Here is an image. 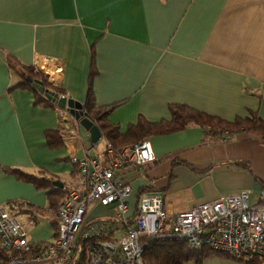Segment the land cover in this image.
<instances>
[{
    "label": "crops",
    "instance_id": "0c3cea01",
    "mask_svg": "<svg viewBox=\"0 0 264 264\" xmlns=\"http://www.w3.org/2000/svg\"><path fill=\"white\" fill-rule=\"evenodd\" d=\"M92 45L97 104L125 100L110 116L122 130L140 114L170 119L172 102L230 121L248 109L264 119V0H0V204L42 202L39 190L3 167L46 169L70 186L77 180L71 157H82L92 142L83 127L81 138L67 131L60 110L35 106L32 92L9 91L19 81L9 57L62 64L58 87L84 103ZM48 129L69 135L63 147L49 148ZM206 138L197 126L149 137L156 160L127 173L136 199L141 188L160 191L174 212L241 190L257 202L263 188L254 175L264 181V138L248 132L226 142ZM241 160L251 172L234 163ZM52 235L46 219L31 229L35 242ZM203 264L246 263L213 256Z\"/></svg>",
    "mask_w": 264,
    "mask_h": 264
},
{
    "label": "built area",
    "instance_id": "2783aa9c",
    "mask_svg": "<svg viewBox=\"0 0 264 264\" xmlns=\"http://www.w3.org/2000/svg\"><path fill=\"white\" fill-rule=\"evenodd\" d=\"M51 60L43 57L39 68L58 86L64 66L55 62L52 68ZM60 112L71 125L67 131L81 138L79 120L67 109ZM206 136L226 142L233 133ZM104 141L100 152L94 151L99 142L92 141L82 157L72 155L79 175L57 209L56 237L34 243L31 229L43 218L0 204V254L6 253L0 264H146L150 238L184 240L191 248L207 246L235 259L264 261V190L257 202L241 190L180 212L169 208L160 191L144 192L131 213L129 168L155 161L156 154L149 138L123 149ZM91 205L106 211L93 216Z\"/></svg>",
    "mask_w": 264,
    "mask_h": 264
},
{
    "label": "trees",
    "instance_id": "16d2710c",
    "mask_svg": "<svg viewBox=\"0 0 264 264\" xmlns=\"http://www.w3.org/2000/svg\"><path fill=\"white\" fill-rule=\"evenodd\" d=\"M91 56L87 96L83 103L85 115L99 126L103 133L104 140L111 142L116 149L132 146L153 135L171 134L192 126L203 128L206 135L230 131L233 134L248 132L264 138V119L256 110L248 109L247 116H237L234 120L230 121L220 116L198 110L189 104L176 102L168 104L171 114L170 119L154 122L147 119L143 114H140L136 123H130L125 130H122L119 124L111 121L110 116L116 108L125 102V100L104 106L97 104L93 83L99 71L96 65V50L94 45L91 47ZM8 62L19 77L17 84L9 88V91L20 89L32 92L35 106L45 109L52 108L60 110L57 103L47 99L44 93L40 92L39 87H36L34 83H39V85H42L45 89L55 91L59 95H65L71 98L64 89L51 83L38 65L24 64L13 56L9 57ZM45 138L50 149H57L64 146L69 135L63 133L61 129H48L45 131ZM176 163L186 164L193 168L190 163L183 160H178ZM234 163L248 169L250 172L252 171L250 163L247 161L241 160ZM74 166L75 169L72 172V176L77 178L79 175V166L78 164H74ZM3 168L7 173L15 176L18 180L30 183L37 190L46 192L48 211L52 213V216L47 221L53 228V235L51 238L56 237L58 229L56 212L68 195V185L63 182L64 185L62 187H57L54 183L61 181L60 176L46 169H41L37 173H32L15 167ZM254 177L264 190V181L256 175H254ZM145 190L144 188L140 189L138 198ZM262 202H264V200ZM7 205L10 209L19 210L21 213H34L36 211L45 212V209H47L46 207H41L24 200L10 201ZM134 217L135 215L133 214L132 219H134ZM33 242L35 243V241ZM5 255L6 253L0 254V263L5 259ZM213 256L235 259L232 255L212 250L207 246L191 248L187 242L178 239L161 240L150 238L148 246L143 253V259L146 264H187L191 261L195 262V264H203L205 259ZM235 260L243 261L246 264H264V261L259 257L248 260L243 258Z\"/></svg>",
    "mask_w": 264,
    "mask_h": 264
},
{
    "label": "water",
    "instance_id": "95a60500",
    "mask_svg": "<svg viewBox=\"0 0 264 264\" xmlns=\"http://www.w3.org/2000/svg\"><path fill=\"white\" fill-rule=\"evenodd\" d=\"M34 85L39 87L40 92L44 93L47 99L56 102L59 108L67 109L73 114L79 120L81 126L89 132L91 141L99 142L103 137V133L99 126L85 115L83 103L73 98L59 95L55 91L45 89L42 85H39V83H34ZM54 184L57 187H62L64 185L61 181H57Z\"/></svg>",
    "mask_w": 264,
    "mask_h": 264
},
{
    "label": "rangeland",
    "instance_id": "374dc122",
    "mask_svg": "<svg viewBox=\"0 0 264 264\" xmlns=\"http://www.w3.org/2000/svg\"><path fill=\"white\" fill-rule=\"evenodd\" d=\"M235 136L237 135V133H234ZM105 147V141L104 140H100L97 147L94 148V151H102ZM67 180V179H66ZM70 179H68L69 181ZM38 195L42 198V202L39 204L41 206H44L46 205L47 203V199H46V194L44 191H39L38 192ZM136 195H137V192L133 191L132 194L128 195L127 196V201H129V204H130V208H131V211L134 210V208L136 207ZM48 206V205H47ZM47 209H45V212H42V211H36V213L38 214V216H41L43 217V219H46V220H49V218L52 216V213H50V211H48V207H46ZM90 209L92 210V214L93 216H98V215H101L103 214L102 211L98 208H95V205H91ZM17 213L20 214L21 212L19 210H17ZM43 223V222H42Z\"/></svg>",
    "mask_w": 264,
    "mask_h": 264
}]
</instances>
